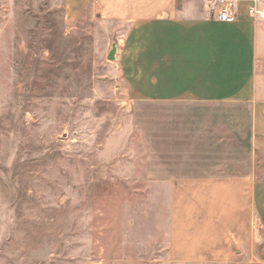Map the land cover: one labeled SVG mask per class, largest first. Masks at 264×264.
I'll list each match as a JSON object with an SVG mask.
<instances>
[{"label":"rangeland","instance_id":"1","mask_svg":"<svg viewBox=\"0 0 264 264\" xmlns=\"http://www.w3.org/2000/svg\"><path fill=\"white\" fill-rule=\"evenodd\" d=\"M123 27L92 3L68 23L63 0H0V264H264V239L172 254Z\"/></svg>","mask_w":264,"mask_h":264},{"label":"crops","instance_id":"2","mask_svg":"<svg viewBox=\"0 0 264 264\" xmlns=\"http://www.w3.org/2000/svg\"><path fill=\"white\" fill-rule=\"evenodd\" d=\"M91 3L125 26L121 71L172 192L174 257L264 239V18L249 13L264 0H240L233 24L193 0H63L68 23Z\"/></svg>","mask_w":264,"mask_h":264},{"label":"built area","instance_id":"3","mask_svg":"<svg viewBox=\"0 0 264 264\" xmlns=\"http://www.w3.org/2000/svg\"><path fill=\"white\" fill-rule=\"evenodd\" d=\"M191 1V0H190ZM198 1L203 6L210 18L222 22L233 24L237 22L240 0H193ZM257 2V0H254ZM251 15H258L264 18V12L256 7L249 9Z\"/></svg>","mask_w":264,"mask_h":264}]
</instances>
